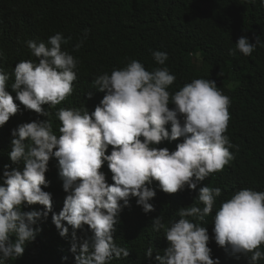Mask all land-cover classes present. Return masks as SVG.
I'll list each match as a JSON object with an SVG mask.
<instances>
[{"label":"clouds","instance_id":"9594fccd","mask_svg":"<svg viewBox=\"0 0 264 264\" xmlns=\"http://www.w3.org/2000/svg\"><path fill=\"white\" fill-rule=\"evenodd\" d=\"M248 2L254 5L256 0ZM260 5L264 7V0ZM88 31L84 30L75 49L83 45ZM69 39L57 32L48 37L47 44L26 41L38 62L16 63L10 85L25 109L48 117L43 105L55 107L72 94L79 61L62 50ZM257 46L264 47L259 36L253 43L241 36L232 51L249 56ZM151 54L158 65H165L166 52L154 50ZM8 78L0 69V126L18 111L7 90ZM175 80L167 67L148 71L131 59L122 68L95 77V88L104 95L91 113L85 107L56 111L59 134L48 119L11 130L8 155L16 167L5 165L0 175V264L23 254L26 243L37 235L34 225L46 220L49 213L61 237L68 235L69 226L73 229L69 251L74 264H110L114 258H126L129 250L114 242L113 233L130 197L136 198L144 213L154 211L149 203L155 196L148 186L152 181L169 194L185 186L194 190L210 173L229 163L233 145L224 133L230 119V98L215 81L204 78H195L170 92ZM87 95L90 98L92 94ZM170 104L174 106L171 109ZM177 138L183 139L175 150L156 147ZM109 146L111 151L106 154ZM50 158L58 161L66 193L58 213L53 211L52 194L41 187L48 186L45 173ZM105 162L111 184L101 171ZM220 194L219 187L202 186L195 203L176 212L178 222H164L161 215L152 220L153 231H163L167 241L163 254L155 256L157 264H219L218 258L211 257L208 230L201 223L214 209L215 243L232 255L247 257L248 264L264 259L260 250L264 245V191L240 189L217 206ZM32 204L42 205L43 210H22ZM84 225L91 236L78 241L75 230ZM152 253L150 246L145 256L151 258Z\"/></svg>","mask_w":264,"mask_h":264},{"label":"trees","instance_id":"16d2710c","mask_svg":"<svg viewBox=\"0 0 264 264\" xmlns=\"http://www.w3.org/2000/svg\"><path fill=\"white\" fill-rule=\"evenodd\" d=\"M87 29L83 45L75 44ZM60 32L71 38L62 45L78 61L77 79L73 92L55 107H42L50 115L45 117L27 110L15 98L10 85L14 82L13 68L21 60L38 62L26 41L45 42ZM246 36L250 43L259 36L264 41V7L260 0L253 5L248 0H0V69L8 75L7 89L18 105L16 114L0 126V175L4 166L16 167L9 159L11 130L33 120H50L57 134L60 121L55 113L59 108L85 107L89 113L99 104L104 93L95 87V77L113 68H122L129 60L142 63L146 70L167 67L176 80L170 92L179 90L195 78L215 81L222 93L230 98V119L224 135L233 145L229 151L233 158L221 170L210 173L194 190L165 193L157 181L150 188L155 196L149 201L154 211L144 213L130 197L129 204L119 214V223L113 233L114 242L129 250L126 258L113 259L110 264H157L155 256L163 254L167 241L163 231H153L152 220L161 215L164 222H178L176 212L195 203L202 186L219 187L217 206L240 189L264 191V47L257 46L251 55L245 56L235 42ZM167 53L165 65H158L152 51ZM198 52V55L196 53ZM91 93V97L87 95ZM173 105H169L171 109ZM169 128V126H166ZM183 138L161 142L156 147L175 150ZM111 146L106 154L110 153ZM106 181L111 184L107 163L102 166ZM48 186L43 188L52 194L53 211L58 213L66 193L58 175V161L50 158L45 173ZM203 207V205H200ZM23 211H42L39 204L24 205ZM215 209L213 210V214ZM212 215L201 222L208 230V247L211 257L219 264H248V258L226 252L214 240ZM190 220L193 218L189 217ZM37 235L26 243L23 254L3 264H74L69 251L73 229L61 237L51 221L38 220ZM79 240L89 238L87 225L75 230ZM14 239V237H11ZM152 246L151 258L145 256ZM264 251V245L260 248ZM250 256V254H248ZM66 257V259H64ZM257 264H264L261 259Z\"/></svg>","mask_w":264,"mask_h":264},{"label":"rangeland","instance_id":"374dc122","mask_svg":"<svg viewBox=\"0 0 264 264\" xmlns=\"http://www.w3.org/2000/svg\"><path fill=\"white\" fill-rule=\"evenodd\" d=\"M196 55H198V52L196 53Z\"/></svg>","mask_w":264,"mask_h":264}]
</instances>
